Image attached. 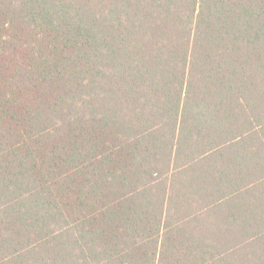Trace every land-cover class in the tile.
<instances>
[{
    "label": "trees",
    "instance_id": "obj_1",
    "mask_svg": "<svg viewBox=\"0 0 264 264\" xmlns=\"http://www.w3.org/2000/svg\"><path fill=\"white\" fill-rule=\"evenodd\" d=\"M0 264H264V0H0Z\"/></svg>",
    "mask_w": 264,
    "mask_h": 264
}]
</instances>
